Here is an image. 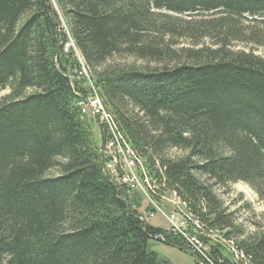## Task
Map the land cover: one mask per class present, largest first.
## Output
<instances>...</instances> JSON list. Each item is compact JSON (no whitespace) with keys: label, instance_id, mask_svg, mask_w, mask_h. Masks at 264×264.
Returning a JSON list of instances; mask_svg holds the SVG:
<instances>
[{"label":"trees","instance_id":"trees-1","mask_svg":"<svg viewBox=\"0 0 264 264\" xmlns=\"http://www.w3.org/2000/svg\"><path fill=\"white\" fill-rule=\"evenodd\" d=\"M55 1L0 0V264H174L153 245L190 249L147 223L139 189L107 170L108 136L79 104L89 84L72 85L60 13L154 173L153 187L140 173L151 198L172 189L236 264H264V229L243 232L217 191L241 182L264 199V54L237 46L264 49V0Z\"/></svg>","mask_w":264,"mask_h":264},{"label":"rangeland","instance_id":"rangeland-1","mask_svg":"<svg viewBox=\"0 0 264 264\" xmlns=\"http://www.w3.org/2000/svg\"><path fill=\"white\" fill-rule=\"evenodd\" d=\"M51 1L56 5L55 0H51ZM60 18L65 23L64 18L61 15V13H60ZM237 46L240 48L246 47L245 49H248V50L251 48H254V51L256 53L264 54V49L253 47L252 45L244 46V45L237 44ZM65 54L70 55V53L69 54L65 53ZM71 56H75V55L71 54ZM80 58H78V60H80ZM135 61L136 60L134 58H130V57L125 59V62L127 63H134ZM136 64L141 65L143 63L141 61H137ZM80 66L81 64L78 63V65L73 67V70H71V72L68 74L69 77H71L72 79V85H78V83H84L82 81L83 78L87 81L88 84L93 83L91 78L88 79L86 77H80L79 79L76 76H74L73 72L75 73V71H77L76 69H79ZM75 79H77L76 80V82H78L77 84L74 82ZM6 92L7 90L0 91V96L5 94ZM96 123L97 124H95L94 126L95 131L99 134L102 128L97 121ZM172 154H178V153L177 151H172ZM112 165L113 163H109L107 166V170L113 173ZM51 174H55V171H52ZM138 191H140V193L138 194L142 196V203H141L142 207L140 211L145 217L146 222L151 225L157 226V227L169 229L170 223H169L168 218L166 217V213H168V208L172 210L173 206L175 205L171 196H167L165 201L163 200L164 199L163 198L161 203L157 202L153 204V202L149 198L150 194L148 191L145 192L140 188ZM217 191L224 198L226 205L228 204L231 205V210L236 212L237 223L241 225L243 232H245L246 234H251L259 229H264V199L261 198L250 186L246 185L245 183L240 182V183L231 185L229 189V193H224V190H221V189H217ZM163 195H164V192L162 196ZM153 205H155V207L159 206L161 210H158V208H156V210H153L151 208L153 207ZM148 208L150 210H148ZM151 212L155 213L154 216L150 215ZM153 249H155L156 251H158L163 256L167 257L168 259H170L174 264H199L196 256L192 254L190 251L182 250L170 244L157 243L153 245Z\"/></svg>","mask_w":264,"mask_h":264},{"label":"built area","instance_id":"built-area-1","mask_svg":"<svg viewBox=\"0 0 264 264\" xmlns=\"http://www.w3.org/2000/svg\"><path fill=\"white\" fill-rule=\"evenodd\" d=\"M61 34L63 35V49L65 53L74 54L77 61L81 64L79 69H76L74 76L80 79V77H86L88 79L91 78L89 70L79 53L74 38L67 28L66 24L62 21L61 26ZM82 59H81V58ZM80 58V60H78ZM91 91V94L81 102L83 106V112L94 118L100 125L105 129V134L112 139L110 141V146L104 152L110 154L112 160L121 159V155L123 156H136L131 148L124 149L121 147V133L118 130L117 124L114 120L113 115L106 108L102 99L98 95V91L93 83L89 84L87 87V91ZM143 191L147 192L149 190L148 186H145ZM152 202H155L151 196H149ZM174 202L173 209L171 210V214L173 218L178 221V225L173 230L178 229L183 235L187 233V227L190 226L194 220L190 212L187 210L186 204L181 201L180 198L176 196H171ZM166 198L163 200L165 201ZM202 235H205L208 239H211L216 244H222L221 239L217 236H213L211 234H206L205 232L200 233L198 236H193L189 239L188 246L201 258V264H219L215 260L210 257L211 246L206 243V241L202 238ZM213 243V244H215ZM224 245V244H223ZM229 246V244L227 245ZM230 247V246H229ZM228 247V250H229ZM230 251V250H229ZM231 253V251H230ZM226 264H236V258L232 255L230 258L226 257Z\"/></svg>","mask_w":264,"mask_h":264},{"label":"bare ground","instance_id":"bare-ground-1","mask_svg":"<svg viewBox=\"0 0 264 264\" xmlns=\"http://www.w3.org/2000/svg\"><path fill=\"white\" fill-rule=\"evenodd\" d=\"M75 80H77V79H75ZM90 94H91V91L90 90L89 91H86L85 93L82 94L81 99H80V103H79L80 106L82 107V109H83V106L81 105V102L83 100H85ZM98 95H99V93H98ZM100 126L103 129V131L105 132V129L103 128V126L102 125H100ZM105 136H106V134H105ZM110 141H112V139L110 137H108L107 140H106V142H104V144H103V151H105L106 149L109 148ZM121 147H123L124 149H129L130 148V145L124 141L122 134H121ZM110 163H113V165H112V171H113V173L115 175L111 171L110 172L114 175V177L116 178V180L120 184H128V186L130 188H136V189H139L140 188V189H143L145 187V185L141 181L140 173L144 174V181L147 182V183H149L150 186H152L151 185V181H150L151 179H153L154 181H156V179L153 177L154 176V173H152V171H151L152 176H149L147 174L148 173V166H147V164L141 158H139L137 156H123V155H121V159L112 160ZM167 196H176V197H178L177 193L174 192L172 189H168V190H165L164 191L163 198H166ZM154 203H157V202H153V204ZM156 208H158V210H161V208L159 206H157ZM154 214H155L154 212H151L150 213L151 216H154ZM166 217L168 218L169 223H170L169 230L172 231V232H175V233L180 234L182 237L185 238V240L187 241V243H189V239L191 237L198 236L200 233L203 232L201 230V228H200V222H199V220L197 218H194L192 224L187 227V233H186V235H183L178 229L173 230V228H176L177 227V225H178L179 222L176 221L173 218V216L171 214V209H169V208H168V213H166ZM206 243H208V242L206 241ZM208 245L211 246V244H209V243H208ZM217 245L220 246V249H221V252L223 253V255L225 257H229L223 251V247H225V246L223 244H217ZM211 249H212V247H211ZM189 250L194 253V255L196 256V258L199 261V264H201V258H200V256H198L191 248ZM228 252L230 253V251H228ZM231 256L232 255L230 253V257Z\"/></svg>","mask_w":264,"mask_h":264},{"label":"crops","instance_id":"crops-1","mask_svg":"<svg viewBox=\"0 0 264 264\" xmlns=\"http://www.w3.org/2000/svg\"><path fill=\"white\" fill-rule=\"evenodd\" d=\"M103 130V129H102ZM104 133V132H103ZM182 250H184V249H182ZM187 251H190V250H187ZM192 254H193V252L192 251H190ZM197 261H198V259H197ZM198 263H199V261H198Z\"/></svg>","mask_w":264,"mask_h":264}]
</instances>
